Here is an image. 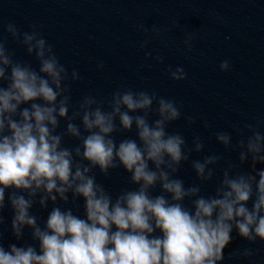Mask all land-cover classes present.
Masks as SVG:
<instances>
[{"label":"clouds","instance_id":"9594fccd","mask_svg":"<svg viewBox=\"0 0 264 264\" xmlns=\"http://www.w3.org/2000/svg\"><path fill=\"white\" fill-rule=\"evenodd\" d=\"M6 31L35 56L39 68L14 60L0 38V224L10 208L15 240L30 229L38 247L0 242V264H221L234 230L250 243L264 242V167L257 168L264 165V133L257 127L246 125V132L236 127L242 138L235 145L230 133H215L225 149L238 150V164L229 163L215 195L204 196L200 184L213 179L222 157L192 161L200 184L186 187L176 178L182 163L205 145L197 136L188 147L182 134L167 130L182 116L174 100L116 90L110 110L87 95L69 115L70 82L78 73L69 76L38 31L21 32L11 23ZM184 43L191 50V37ZM229 67L228 61L220 64L223 71ZM169 74L175 81L187 78L183 67L169 68ZM61 121L67 123L58 132ZM133 128L135 139L117 142L115 134ZM65 136L79 143L65 147ZM244 165L250 171H240ZM119 168L137 187L113 198L97 182L96 170L108 176ZM157 185L161 194L153 196ZM70 195L73 203L83 200V217L60 206ZM37 204L40 210L53 205L43 227L32 212Z\"/></svg>","mask_w":264,"mask_h":264}]
</instances>
